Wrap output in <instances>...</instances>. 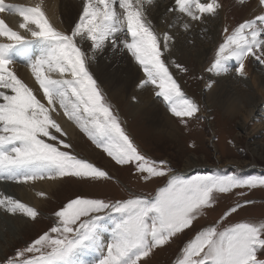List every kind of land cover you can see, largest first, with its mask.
Wrapping results in <instances>:
<instances>
[{"label": "rangeland", "instance_id": "rangeland-1", "mask_svg": "<svg viewBox=\"0 0 264 264\" xmlns=\"http://www.w3.org/2000/svg\"><path fill=\"white\" fill-rule=\"evenodd\" d=\"M68 1L75 4V17L85 15V10L81 12V0ZM103 1H98L103 10L99 14L94 12L87 22L81 20L79 26L75 20L70 22L68 32H64L68 38L63 42L88 41L90 49H81L80 44L74 47L75 52L79 51L77 60L82 65L76 84L90 108L89 120L108 140L106 145H100L65 110L64 119L74 129L71 138L65 127L43 111L44 104L31 98L15 65L21 66V58L26 56L20 51L21 42L12 44L4 62L6 66L0 65V161L4 163L0 166V181L7 182L22 209L11 211L0 204V264H52L71 259L109 217L118 236L109 242L103 259L94 264H264V172L254 166L256 162L264 169V128L251 137L242 128L241 115L232 112L237 108L227 113L222 103L221 106L214 100L210 107L205 103V94L218 92L219 87L220 77L211 71L223 63V73L233 83L228 92L242 98L245 105L252 96H258L256 99L264 105V59L252 58L245 39L239 40L243 45L241 50L212 57L208 70L202 69V52L214 48L215 23L221 22L219 10H213L216 3L192 0L189 7L194 13L178 17L167 12L155 29L144 22L142 15H133L129 19L133 32H129L124 27L122 12L127 2L117 0L119 3L114 8L119 14L120 40L116 44L106 36L100 54H114L116 59L109 60V65L114 61L127 65L119 57L125 56L127 60L129 44L140 41L145 47L147 68L142 61L131 58L128 61L143 70L139 80L149 90L140 111L134 108L137 97H133L131 88L120 92L119 100L112 102L111 95L117 90L114 84L107 90L96 79L99 76L93 73L90 77L85 68L86 61L94 65L97 54L100 55L96 38H101L105 30L101 16L106 9ZM33 2V5L42 4L40 0ZM255 2L264 8V0ZM3 5L5 2L0 3L1 19L9 12L1 8ZM153 5L149 7L151 14ZM56 6L54 0L48 6L55 19ZM199 19L201 29L203 25L200 32L196 25ZM180 20L187 23V28L176 24ZM241 21L238 28L233 26V32L237 36L245 33L254 36L251 28L242 25L245 20ZM179 33L189 41L188 59L174 60L167 56L166 43L173 37L182 38ZM12 36L19 35L15 32ZM249 59L254 67L251 69L263 78L260 88L257 85L255 88L253 82L250 84V73L243 68ZM160 68L167 70L159 74ZM149 69L156 71V76L151 77ZM218 69L220 66L215 70ZM120 75L115 74L116 79ZM6 94L14 96L6 99ZM158 105L161 115L153 113L155 109L159 111ZM34 159L44 164L45 169L49 168L41 176H35ZM192 163L196 164L193 171L184 174L185 167ZM53 173L59 176L58 183L45 197L29 190L36 180L55 181L50 177ZM22 221L24 227L20 228Z\"/></svg>", "mask_w": 264, "mask_h": 264}, {"label": "bare ground", "instance_id": "bare-ground-1", "mask_svg": "<svg viewBox=\"0 0 264 264\" xmlns=\"http://www.w3.org/2000/svg\"><path fill=\"white\" fill-rule=\"evenodd\" d=\"M0 1L5 2V5L1 6V8L8 9V11H9L8 13H5L3 11V13H5L7 16L2 15V16H4L3 19L0 18V65L2 66L5 62V59H7L9 57V54H10L9 49L11 48L12 44L21 42L23 50L21 49L20 51L21 52L23 51L26 56H24V57L22 56L21 62H23V64L21 66L18 63L15 65L17 66L16 69L18 70L17 71L18 76L21 77V80L23 81V83L27 86V88H29V92L31 93V95L30 94L29 95L32 96L31 98H33V100H36L37 103H39V102L43 103L44 104V106H43L44 110L43 111H45L49 116H52L58 122V124L65 127L66 132H68V134H69V136H71V138H72V135L74 134V129L64 119L65 110L68 113L71 112V117L74 118L75 121L81 125V127H84L83 129L86 133L90 134L91 136L93 135V138L98 143H100V145L101 144L106 145V143H108V140H106V138L103 137L101 135V133H99V131L96 129V127H93L92 123L89 120L90 108L87 105V103L85 102L84 97L81 96L83 91H81L80 88H78L77 84H76V81H77L76 77H77V75L80 74V72H81L80 68L82 65H80L79 61L77 60L78 55L76 52H79V51L75 52L74 47H76L77 45L80 44V46L82 47L81 49L85 50V49L89 48L88 41L83 40L81 42V40H79V44H76L75 43L76 41L75 42L70 41L71 43L69 42V44L66 43V41L63 42L64 38H68L67 33L65 34L64 32L65 31L68 32L67 26L69 24L71 25L70 22L75 20L76 26H79L80 24L82 25L81 20L84 23L87 22L88 17L91 16L92 14H94V12L98 13L101 10H103L102 9L103 5L101 6L98 3L99 0H81V3H80L81 12H83V10H85V15L78 18V17H75L76 12H75V8L73 7V5H75L74 3H69L68 0H54V1H56V5H58V6H56V9H55V12L57 14V19H55L52 16L53 13H51V11H49L50 8L48 7V6H50V4H52L53 0H40L42 2V4L37 3V5H33V3H34L33 0H0ZM101 1H103V0H101ZM165 1L166 0H126L127 3L122 8L123 9L122 12L124 14V17H123L124 27L126 26V29L129 28L130 29L129 32H133V28H132L131 24H129L130 23L129 19L134 17L133 15L136 16L137 14H139L140 16L142 15L144 22H146L147 24L150 25V27L155 29V28H157L156 26L159 25V23L161 22V19H163L164 14L167 12H171L174 14L173 16H178V17H179V15H185V14H189L191 12L194 13L193 9H190V7H191L190 5L192 3L191 2L192 0H168L167 3ZM201 1L202 0H194L195 3H199ZM210 1H211V3L213 2V3L217 4V6L213 7V10L214 9H215V11L219 10V12L221 14V18H220L221 22L218 25H217V23H215L217 26V32H216V34L212 33L215 36L214 48L212 50L210 48L209 49L207 48L206 49L207 52L205 50L204 51L202 50L203 51L202 55L204 56L202 58V60L200 61V65H201L202 69L205 67V70L206 69L208 70V63H209L210 58H212V57L217 56V58H219V57H223L224 55L226 56V52H229V51L232 52V50H234V49H240L241 50L243 45H241L242 43L240 44L239 40H241V42H244L245 39L247 40L246 43H248V46H249V47H247L249 50L248 53L249 52L251 53L252 58L253 57H255V58L260 57V59H264V57H263L264 56V38L258 37L259 36L258 34H261L262 36H264V24H263L264 23V8L261 9L259 7V3L257 4L255 2L256 0H250L249 4H246L249 0L248 1L246 0L247 2L245 4L239 3V2H241V0H216V1L215 0H207L206 2H210ZM2 2H0V3H2ZM103 2L105 3L106 9H105L104 14L101 16H103L102 17L103 18L102 24H103V27L105 30L102 31V37L101 38L99 36H98V38H96V39H98V41H97L98 47L97 46L96 47H97V49H99V54L103 50L104 41L105 42L107 41V40H105L106 38H108L106 36H109V38H111L113 40V42H115L117 44L118 40H120L119 36L121 35L120 31H119L118 22H117V20H118L117 15H119V14L117 13V10H115V8H114L115 4H117L119 2L117 0H104ZM123 2L125 3V0H123ZM153 3H154V5L152 8L154 9L153 10L154 14L153 13L151 14L149 7ZM121 4H122V2H121ZM18 11H20L19 14H17ZM1 12L2 11L0 10V13ZM52 12H54V11H52ZM203 13L204 12H201L200 14L203 16ZM201 19H204V18L201 17ZM242 19L245 20V23L242 25L247 26L246 28H248V29L251 28V30L250 29L249 30L252 34H254V36L249 35L250 33H245L244 36H242V35L237 36V34H235L233 32V26H237V24ZM216 20H218V19H216ZM262 21H263V23H262ZM213 22H215V21H213ZM241 22H244V21H241ZM200 23H201V20L199 19V22L196 24L197 26H199L198 27L199 32L203 29V25H202V29H201ZM176 24H178L179 27H182V28H185L187 26V23L183 20L176 22ZM214 26L215 25H213V28H214ZM239 26H241V25H239ZM229 27H231V30H228ZM237 28H238V26H237ZM243 28H245V27H243ZM207 29H209V27H207ZM248 29H244V30H248ZM120 30H121V28H120ZM157 31L159 32L160 30H157ZM15 32H16V34L18 33V35H19L18 37L12 36V33H15ZM185 32L190 34L188 32V29H186ZM179 35H182V33H179ZM255 35H256V37H255ZM182 36H183L182 38L177 37V39H175L176 37L175 38L173 37L172 41H170V42L168 41L166 43V48H167L166 53H167V56H169L168 58H171V59L173 58L175 60L179 57L180 58L185 57L186 59H188L190 57L188 50H187V45H186L187 42H189V41L184 35H182ZM257 37H258V41H256ZM169 39H171V38H169ZM76 40L78 41V39H76ZM233 41H236V42H233ZM115 43H113V44H115ZM52 45H53V47H52ZM254 45H255V47H254ZM256 45H258V46L256 47ZM112 47L113 46H111V49H112ZM93 48H94V46H93ZM129 48H130V57L129 58H131L133 60L135 59L138 62L142 61L141 64L147 68V63L145 62L147 60V56L145 55L146 52H144L145 47L144 46L142 47L140 41L139 42L134 41L133 43L129 44ZM79 49L80 48H78V50ZM260 52H262V54H263L262 57L260 56L261 55ZM14 53H16V52H14ZM195 54H196L195 56H198L197 54H199V53H195ZM113 55L114 54L112 52H110L108 56L97 54V57L94 61V65H93V63L91 64V62L89 63V61L88 62L86 61L85 68L88 69L87 71L89 72L90 77L93 76V73L95 75L99 76L96 79L99 81V84L103 87L105 86L104 88H106L107 90H108V88L109 89L111 88L112 84H114V88L117 90L115 91L116 94L111 95V101L112 102H115L116 98H118V100H119V96H120L119 93L120 92L125 91V89L129 90V88H131L133 90V94H134L133 97H137V101L133 103L134 108L137 111L142 110L143 99H144V97H146V94H148V90H149L145 85L142 84L143 81L139 80V77L141 76V74H142L141 72H143V70L141 68H139L138 65L134 66L133 64H131L130 61H128L129 58L126 60L125 56H122V55L119 58H122V59L124 58L125 62H127V65H121V63L118 61H116V62L114 61V64H113L114 66L109 65L108 61L115 58V56L113 57ZM200 57H198V58H200ZM85 59L87 60V58L84 56V60ZM181 59H184V58H181ZM250 59H251V57H250ZM250 59L248 60L249 63H246L244 65L242 64L243 68H244V70H246L247 73L248 72L250 73V76L248 75L252 79V81H251V79L248 80L249 82L251 81L250 84L253 82L252 83L253 86L257 85L260 88V86H261L260 83H261V81H263L262 80L263 78L260 77L254 69H251L253 66H251ZM257 59H259V58H257ZM88 60H90V59H88ZM121 62H124V61H121ZM143 62H145V63H143ZM263 62H264V60H263ZM179 63H181V62H179ZM222 64L223 63L218 65V66H220V69H218V71L215 70L216 68H218V66L214 67V70L211 71V72H213L212 75L215 73V74H217V78L220 77L219 84L217 83L219 87H218V89L216 88L218 92H215V90H214L212 93L209 91V93L205 94V98H206L205 103L208 107L212 106V104H213L212 101H214V100H215L216 104L222 103L223 107H226V110L228 111V112L226 111L227 113L232 111L231 110L232 108H237L236 111H232V112H234L235 115L236 114L241 115V117L243 119V123H244L242 128H243V130L248 132L249 136L251 135V137H252L255 134H257L259 132V130L264 128V120L262 119V118H264V105H263V103H261L260 100L259 101L257 100L258 96L257 97L252 96L250 99H246V103L248 105H245V102L244 103L241 102L243 100L242 98L241 99L236 98L235 94L228 92V88L230 87L229 86L230 83L232 85H233V83L230 82V80L232 81V79H228L226 77L227 75L225 73H223L225 70V66H223ZM174 67H175V65H174ZM12 68L14 70V67H12ZM21 68H24V69H21ZM160 70H159L160 71L159 74H161V72L162 73L165 72V70H167V69H165V68L161 69L160 68ZM104 71H107V72L104 74L103 73ZM115 74H119V75L121 74L120 75L121 78L119 80L116 79ZM149 74L151 77H153V76H156L157 73H156V71L150 70ZM208 75L209 74H207V76ZM165 76H167V75H165ZM252 76H254V77H252ZM209 77H211V74L209 75ZM249 77H248V79H249ZM161 79H163V77H159V78L156 77V80H161ZM167 80L168 79H166V81ZM244 81H245V79H244ZM213 82H214V80H213ZM253 86H252V88H253ZM255 88H256V86H255ZM255 88H253V89L255 90ZM219 89H220V93H219ZM70 91H71V93H70ZM255 91H254V93H255ZM263 91H261V93ZM19 92H16L17 93L16 95H18ZM14 93H15V91H14ZM150 93H151V91H150ZM247 93H248V91H247ZM249 95H251V94H249ZM13 96L7 95L6 99H8V97H13ZM75 96H77V97H75ZM238 96L239 95H237V97ZM259 96H260V94H259ZM54 97H56V98H54ZM261 98H263V97H261ZM10 99L11 98H9V100ZM18 99H19V96H18ZM11 101H13V100L11 99ZM222 104H221V106H222ZM155 106H157V105H155ZM247 106L250 108L248 109ZM158 107L160 108L159 105H158ZM156 110L157 109H155L153 111V113L156 112L155 115H157V113H159V115H161L162 109L160 108L159 111H156ZM67 112H65V113H67ZM156 117H158V116H156ZM14 120H15V118H14ZM166 121L168 122V120H166ZM164 123L165 122H163V123L161 122V124H164ZM76 137H78V136H76ZM23 149L26 150L27 148H23ZM252 151L255 152L254 149H252ZM26 152H27V150H26ZM31 153H32V151L29 150V155ZM36 160L34 161L35 162L34 166L36 168L35 169V176L36 175L41 176L49 168L45 169L46 168L45 165L42 164L40 161H38V160L36 161ZM2 164L4 165V163L2 161H0V166ZM195 165L192 163L191 165L186 166L184 169V174L190 173L194 169L193 167ZM254 166L260 168L264 172V169L259 167L258 163L254 162ZM26 168H24V170H26ZM52 176H50V177L53 178L52 180H55V181L45 183L43 181L40 182V181L36 180L30 184L31 186H30L29 190H31L36 195H39L41 197H45L47 195V193L49 191H51L53 189V187H56V184L58 183L57 177H59V176L57 175V173H53ZM25 180H27V178ZM27 181L29 184V182H30L29 179ZM16 186H17V184H16ZM12 188H13V185H12ZM16 197L17 196H15L13 193H11L10 187L8 186L7 182L5 183V182L0 181V204L3 206L5 205V207L10 209L11 211L17 210V208H20L19 210H22L21 205L18 203V200ZM39 201H41V200H39ZM36 207H37V205H36ZM19 210H18V212H19ZM14 216H15V214H14ZM23 224L24 223L22 221L20 223V228L24 227ZM112 227H113L112 222H111V219L109 217L103 221V223L98 228L97 233L94 235L93 239L92 240L90 239L89 243L85 247L80 249L77 253H74L72 255L71 259L65 260L63 263H59V264H94V263H96L98 258L101 259L105 255V249L109 245V242L113 241L117 237V233L112 229ZM104 240H108L109 242L103 243Z\"/></svg>", "mask_w": 264, "mask_h": 264}]
</instances>
